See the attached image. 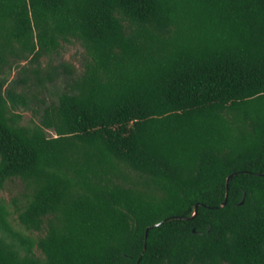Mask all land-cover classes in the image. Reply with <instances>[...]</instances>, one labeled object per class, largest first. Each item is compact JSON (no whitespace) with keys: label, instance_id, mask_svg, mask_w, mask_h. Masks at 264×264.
Listing matches in <instances>:
<instances>
[{"label":"trees","instance_id":"trees-1","mask_svg":"<svg viewBox=\"0 0 264 264\" xmlns=\"http://www.w3.org/2000/svg\"><path fill=\"white\" fill-rule=\"evenodd\" d=\"M72 39L39 122L0 93V189L46 230L0 202V264H264V0H0V73Z\"/></svg>","mask_w":264,"mask_h":264},{"label":"rangeland","instance_id":"rangeland-1","mask_svg":"<svg viewBox=\"0 0 264 264\" xmlns=\"http://www.w3.org/2000/svg\"><path fill=\"white\" fill-rule=\"evenodd\" d=\"M88 59V53L82 43L76 39L69 42H63L59 54L43 56L40 63L32 61V57L13 58L9 66L0 73V93L7 95L9 92H15L18 95H24L28 99V105L20 104L15 108V113L20 114L18 120L21 125H33L40 121L43 108L52 101H57L59 95L66 90L68 74L64 66H69L74 70L73 77L77 78L85 71V64ZM38 69L43 77L48 73L54 76L52 81L47 80L42 85H36V76ZM54 135V133H51ZM25 185L20 180L8 181L0 189V202L9 205L12 211V223L15 228L22 233L34 238L42 237L46 230L31 231L22 226L18 219V209L25 200ZM40 255V251L37 250Z\"/></svg>","mask_w":264,"mask_h":264},{"label":"water","instance_id":"water-1","mask_svg":"<svg viewBox=\"0 0 264 264\" xmlns=\"http://www.w3.org/2000/svg\"><path fill=\"white\" fill-rule=\"evenodd\" d=\"M234 175H236V173H234V174H232V175H230V176L228 177V180H227V194H226V200L222 203L221 206H224V205L226 204V202H227L228 195H229L230 181H231V179H232V177H233ZM242 203H244V201H243ZM198 206H199V204L196 205V207H195V213H194V215L192 216V218H193L194 216H196V214H197V212H198ZM184 218H185V219H188V217H184ZM163 222H164V221H162V222H160V223H157V224H155V225H153V226L147 228V230H146V238H148V236H149V231H150V229H151L152 227H158V226H159L160 224H162ZM194 232H196L195 229H194ZM146 248H147V243H145V247H144V250H143L142 256L144 255V253H145V251H146ZM142 256H141V257H142ZM140 260H141V258L139 259V261H140ZM139 261H138V263H139Z\"/></svg>","mask_w":264,"mask_h":264}]
</instances>
